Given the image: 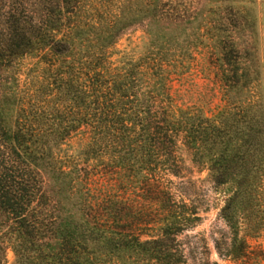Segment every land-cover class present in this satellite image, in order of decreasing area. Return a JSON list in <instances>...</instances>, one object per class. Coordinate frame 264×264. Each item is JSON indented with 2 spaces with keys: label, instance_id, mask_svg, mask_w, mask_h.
<instances>
[{
  "label": "trees",
  "instance_id": "obj_1",
  "mask_svg": "<svg viewBox=\"0 0 264 264\" xmlns=\"http://www.w3.org/2000/svg\"><path fill=\"white\" fill-rule=\"evenodd\" d=\"M112 2L107 11L94 0H0V264L8 249L15 264H184L176 238L198 218L157 198L161 177L179 175L178 143L226 189L223 257L264 263L246 242L264 233L259 103L248 125L231 131L230 104L207 118L174 107L167 89L182 64L172 47L203 46L216 52L225 101H233L229 52L208 35L213 24L204 36L196 26L187 34L194 19L186 15L201 0ZM132 27L144 29L138 59L114 50ZM78 134L86 139L69 153ZM101 169L108 175L95 183L88 171ZM145 189L157 193L136 196L156 209L147 216L131 200Z\"/></svg>",
  "mask_w": 264,
  "mask_h": 264
},
{
  "label": "rangeland",
  "instance_id": "obj_2",
  "mask_svg": "<svg viewBox=\"0 0 264 264\" xmlns=\"http://www.w3.org/2000/svg\"><path fill=\"white\" fill-rule=\"evenodd\" d=\"M94 2L107 11L114 9L112 0ZM210 2L201 0L198 7L195 8L194 5L191 7L186 16L193 18L194 24L186 27L187 34L192 32L190 27L196 26L201 29L200 35L204 36L206 34L203 31L204 24H213L214 30L208 35L229 52L233 101L228 103L225 101L220 71L215 67L216 52L203 46L197 49L190 46L191 50L188 52L184 48L180 50L176 46L172 47V50H176L172 59L182 64L179 74L172 75L168 80L167 89L174 107L198 111L207 118L216 117L230 104L233 118L230 122L231 131H235L236 128L242 130L249 123L252 106L260 105L264 113V0H214L211 8L213 14L206 18L207 9H204V5ZM143 32L142 27L126 30L114 50L134 54L133 58L138 59L143 48L141 40ZM188 42L189 45L194 44H191L190 40ZM117 57L115 55L111 62H115ZM235 126L237 127L234 128ZM85 139L83 134L76 135L67 144L66 150L70 153L71 147H76V143ZM177 146L178 177L162 176L159 195L151 189L131 194L134 198L131 200H136L133 204L139 202L137 209L134 210L137 212L140 208L146 216L152 215V210L156 211L151 206L141 205L143 202L136 198L145 192L142 197L152 198L157 194V198L164 200L166 207L198 218L190 228L176 238L185 259L184 264H249L234 263L223 257L231 238L230 230L220 216V210L227 198L226 189L215 186L209 180L205 169L191 162L189 151L180 143ZM88 174L95 178V183L99 181L100 184L105 178L103 176L108 175V171L89 170ZM121 196L123 200H127L128 192ZM148 218L141 217L139 222L153 220L151 216ZM239 237H244L242 232ZM246 242L251 256L264 254V233L246 238ZM6 264H15L9 249L6 251Z\"/></svg>",
  "mask_w": 264,
  "mask_h": 264
}]
</instances>
